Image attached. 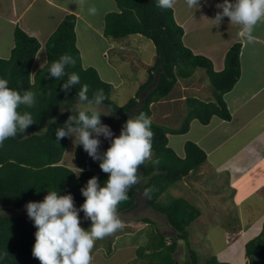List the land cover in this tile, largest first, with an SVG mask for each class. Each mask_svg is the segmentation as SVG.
Returning <instances> with one entry per match:
<instances>
[{"label": "trees", "instance_id": "16d2710c", "mask_svg": "<svg viewBox=\"0 0 264 264\" xmlns=\"http://www.w3.org/2000/svg\"><path fill=\"white\" fill-rule=\"evenodd\" d=\"M114 1L119 11L106 15L104 35L114 40L143 36L151 40L156 49L154 65L148 69V80L125 105L119 106L113 101L112 85L105 82L95 68L84 66L82 53L77 45L76 14L67 15L50 36L45 45L48 62L34 76L32 71L42 44L22 28L15 26V45L10 57L0 58V78L7 79L10 88L21 95L27 90L36 93L34 107L21 106L18 109L21 114L29 112L34 124L25 133L7 139L4 146L0 147V210L7 213L0 212V264H40L32 255L37 228H32L26 221L9 214L11 209L26 208L25 205L29 202H43L48 191L52 190L58 191L60 195L71 194L74 202L84 203L81 188L86 186L87 181L95 176L103 187L108 179V174L96 162L84 158L82 145L75 151L76 166L83 169L79 178L75 175V170L62 164L68 149V137L57 143L56 131L63 128L69 116L73 115L70 110L78 103L77 93L82 85L89 86L87 95L90 99L98 90H103L107 99L102 106L113 113L121 133L129 118H137L141 113L152 117V105L166 99L179 78H190L196 70L204 69L215 89L216 102L206 103L198 99L187 101L199 104L196 112L203 124H208L215 115L225 121L231 119L224 95L240 79L242 43H235L230 48L226 54L225 68L216 72L210 59L195 55L185 46L184 29L177 24L173 8L162 9L157 6V0ZM64 54L72 56L75 65L68 66L67 74L56 80L50 77L49 69L51 63ZM72 73L79 75L80 83L65 93L62 86ZM101 115L103 123L106 118L102 113ZM194 117H188L180 129H170L152 121V160L139 167L138 172L143 179L128 192L129 199L118 205V214H130L138 208V196L141 195L146 206L162 214L176 232V236L171 239L166 236L164 239L163 234L160 235V244L149 248L153 251L149 257L154 258L149 264H176L173 253L177 250L179 239L188 240L187 228L201 216L200 210L185 199L173 198L166 204L159 202L160 197L171 186L199 169L207 160L206 153L192 142L186 144L185 158L178 157L168 147V134L187 133ZM157 160L159 162L154 163ZM146 189H152L150 199L144 196ZM141 222L153 223L145 217ZM188 250L191 256L189 264H231L219 261L216 256L206 258L201 263L198 254L189 246ZM112 251L111 244L108 253L111 254ZM244 254L249 259V264L264 263V222L260 233L245 243ZM158 259L165 261L155 262Z\"/></svg>", "mask_w": 264, "mask_h": 264}, {"label": "rangeland", "instance_id": "374dc122", "mask_svg": "<svg viewBox=\"0 0 264 264\" xmlns=\"http://www.w3.org/2000/svg\"><path fill=\"white\" fill-rule=\"evenodd\" d=\"M84 1L86 5L83 7L82 15L85 18L81 16L76 29L77 45L82 53L83 64L85 67L95 68L98 72H103L104 70L108 79L112 80L111 84L114 85L111 94L113 101L117 105L123 106L136 95L141 83L146 81L148 76L147 68L150 65H154L156 56L155 45L151 40L143 36H132L128 40L119 41L106 37L103 33L104 17L106 13H110L108 11L110 7H113L111 0H103V2L101 0H96L97 2L95 0ZM182 1L185 2V0ZM69 3L71 8L78 7L77 10H80L81 6H83L80 0H70ZM99 5L101 6L97 8ZM91 6H95L97 9L95 15H90L88 12V8ZM34 9L35 11L28 15L27 23L34 29L38 27V40L44 42L53 27L58 23V16L48 21L46 19V13H48L46 9H40L39 7H34ZM13 26L14 23L8 20L7 15L0 13V58L2 59L10 57L15 45V29ZM103 50H110L105 58H101ZM115 56L119 57V59H116ZM47 57V52L43 47L37 55L33 71L39 68L42 62L47 60ZM111 65L117 69V72L111 68ZM198 76L202 77L201 82L205 85V90L201 93H198L189 85ZM184 85L188 86L186 91H182ZM211 85L208 74L204 69H198L190 79H180L171 95L165 99L167 102H161L152 108V121L161 126L176 129L182 128L188 117L197 116L198 113L196 111L199 108V104L192 100L182 102L177 99V96L182 95V92H184V95L189 99L196 98L206 102L207 98H209L215 101V89ZM171 100L173 102H170ZM99 110L106 118V121L102 124L108 125L114 133L112 139L117 137L120 132L117 121L113 118V113L105 106H101ZM79 111L88 112L89 106L77 103L73 110H70L73 116L78 115ZM168 111V116L170 117L162 118L161 115ZM99 139L101 140L100 153H104L111 145L103 136L99 137ZM67 140L68 149L62 164L76 172L74 168V166L77 168L75 151L78 146L74 145V138H68ZM84 158L88 161L96 162L98 167L101 163L100 160L94 161L86 152ZM204 164L201 166L202 175H200L202 170H198L186 178L187 186H184V181L173 185L174 187L179 184L174 188H178L180 194L173 192V189L171 193L169 189L159 199V202L166 204L171 202L173 198L180 197L201 212V216L187 228L188 240L181 239L180 241V248L176 252L177 261L179 264L190 263L189 246L190 249L198 254L201 263L205 262L206 258L216 256L219 261L230 262L231 264H249V259L244 254L245 243L257 236L262 229L264 222V197L246 199L247 192H237L229 183L228 173L218 174L213 169L204 166ZM138 197L139 206L135 211L127 215H119L125 227L112 236L96 241L92 253L94 257L93 264H107L105 261L108 260L107 255L108 257L112 256L108 253L111 244L113 250L117 251H112L115 254L113 255L114 261L109 264H149L154 259L149 257L150 253L153 252L149 248L160 244V235H164H162V238L165 236L166 238L176 236V232L168 225L166 218L162 214L153 211L152 208H148L144 197L141 195ZM74 205L79 209L83 203L74 202ZM0 212L5 213L1 210ZM9 214L26 221L32 228L35 227L34 221L29 219L27 215L26 208L11 209ZM144 217L151 219L153 223L146 224L141 222ZM79 218L81 227L89 230L91 221L85 219L83 212L79 213ZM130 223L132 224L130 225ZM97 252H100V256H97ZM164 261L155 260V262L160 263ZM258 264L264 263L260 262Z\"/></svg>", "mask_w": 264, "mask_h": 264}, {"label": "clouds", "instance_id": "9594fccd", "mask_svg": "<svg viewBox=\"0 0 264 264\" xmlns=\"http://www.w3.org/2000/svg\"><path fill=\"white\" fill-rule=\"evenodd\" d=\"M83 2L80 0L81 5ZM176 3L177 0H157V6L162 9H172ZM185 3L192 11L201 7V0H185ZM217 7L222 9L214 19L217 25L227 17L231 24L240 26L238 35L247 43L256 40L254 29L264 23V0H235V3L224 0ZM88 12L95 15L97 9L91 6ZM70 65H75L73 57L62 55L51 63L50 77L61 79ZM79 83V75L72 73L63 84L62 91L68 93ZM88 91L89 86L82 85L77 98L78 103L89 106V111L69 116L65 126L56 131L57 143L66 137L74 138V145H82L89 157L101 161L99 167L108 174V179L103 187L95 176L87 181L86 186L81 188L85 202L79 209L75 207L71 194L60 195L56 190L48 191L43 202L25 205L29 219L37 228L32 255L40 264H93L96 241L112 236L125 227L118 215V205L129 199L128 192L143 179L138 172L139 167L152 160L154 133L151 117L141 113L137 118H129L119 137L112 139L114 133L108 125L102 124L99 110L107 97L103 90H98L90 99ZM35 104V92L27 90L21 95L9 87L7 79L0 78V147L7 139L25 133L34 124L29 112L21 114L18 109L21 106L32 108ZM101 136L111 145L104 153H100ZM74 168L79 178L83 169ZM151 192L152 189H146L144 196L150 199ZM80 212L91 221L89 230L81 227Z\"/></svg>", "mask_w": 264, "mask_h": 264}, {"label": "crops", "instance_id": "0c3cea01", "mask_svg": "<svg viewBox=\"0 0 264 264\" xmlns=\"http://www.w3.org/2000/svg\"><path fill=\"white\" fill-rule=\"evenodd\" d=\"M69 2L70 0H0V13L7 15L8 20L14 23V29L16 28L15 26H18L30 36L37 39H39L38 27L34 29L27 23L28 15L32 11H35L34 7L46 9L48 12L46 13V19L48 21L58 16V23L53 27L44 42L39 40L42 44L41 49L44 47L47 52L45 47L46 42L67 15L76 14L77 20H80L81 16L85 18V16L82 15L83 7L86 5L85 1L80 10H77L78 7L71 8ZM95 2L97 1L95 0ZM101 2H103V0H101ZM111 2L114 8L110 7L108 11L118 12L119 8L116 2L114 0H111ZM223 2L224 0H201L200 9L192 11L187 7L184 1L177 0L173 11L177 24L184 29L183 42L185 46L195 55L205 56L210 59L216 72H221L225 68L226 54L230 48H232L235 43H242L240 79L238 83L234 85L235 87L224 95V100L231 112V119L230 121H225L215 115L208 124H203L200 121V116H195L190 122L187 133L168 134V147H170L178 157L185 158L187 142L196 144L207 155L206 165L204 164V166L213 169L218 174L228 173L229 183L233 186L235 191L247 192L246 199H254V197L261 198L262 196L264 197V23L258 24L254 29L253 34L256 40L251 44L247 43L238 35L240 26L231 24L229 18L224 17L219 25L214 21L217 13L222 12V9L218 8L217 5ZM229 3H235V0H229ZM100 6L101 5L97 8ZM108 13H106V15ZM131 37L132 36L129 38ZM109 51L103 50L101 58H105ZM115 57L119 59V57ZM47 62L48 57L47 60L42 62L39 68L32 71L33 76L43 68ZM152 66L153 65L148 66L147 74L148 69ZM111 68L117 72V69L112 65ZM99 74L105 82L109 84L112 83V80L108 79L104 70L103 72H99ZM148 77L149 75L146 81ZM201 78V76H198L195 81L189 84L198 93L205 90V85L201 82ZM180 79H178V81ZM146 81H143L141 85ZM113 86L114 85H112V87ZM184 86L182 87V91L188 89L187 85ZM177 97V99L182 102L189 99L184 95V92ZM161 102L165 103L167 101L164 99L154 103L151 108H154ZM170 102H173V100ZM209 102L215 103L216 99L212 101L207 98L206 103ZM168 114L169 111L164 112L161 116L166 119L170 117ZM198 170H202L201 167L191 172L190 175ZM202 174L203 170L200 171V175ZM186 178L181 180L184 181V186H187V182H185ZM178 185L179 184L174 187ZM174 187L171 186L169 188L170 190L168 189L169 192L172 193L173 189V192L180 194L179 189ZM131 224L132 223H130V225ZM173 237L174 236L168 238L171 239ZM180 241L181 239L178 241L177 250L180 248ZM177 250L176 252H178ZM116 251L113 250V252ZM113 252L109 254L112 256L108 257L107 255L108 260H105L107 264L114 261L113 255L115 254ZM176 252L173 253L174 259L175 263L179 264L176 258ZM97 256H100V252H97Z\"/></svg>", "mask_w": 264, "mask_h": 264}]
</instances>
